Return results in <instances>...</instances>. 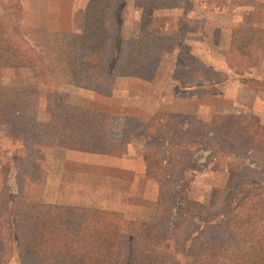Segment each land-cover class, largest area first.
Masks as SVG:
<instances>
[{"label": "crops", "instance_id": "crops-1", "mask_svg": "<svg viewBox=\"0 0 264 264\" xmlns=\"http://www.w3.org/2000/svg\"><path fill=\"white\" fill-rule=\"evenodd\" d=\"M90 1L29 0L31 10L42 13L39 16L40 20L34 21L32 19L29 29L44 37L48 33L50 39H46L45 42L49 45L52 43L57 48L64 47V45L69 46L71 51L68 57L69 69L74 79L72 80L73 83L66 84L65 81L61 80L60 84L57 85L72 92V95L65 98L61 97L60 89L43 87L44 95L39 98L36 96V114L33 119L35 122L45 124L50 119L54 103L64 102L81 105L77 102V98L81 94L87 98H93L95 100H90V104L86 102L88 105L85 107L106 115L103 139L100 141L103 146L95 151L34 146L27 144L24 135L15 133L8 124H0V142L8 141L9 144L3 149L8 150L9 156L13 154V151L22 155L29 153V163L26 162L28 164L25 165L26 167L29 166V169H25V171L29 170V188H36V190L40 188L42 194L47 196L46 202L60 206H73V209H80L85 212L95 211L102 214H138L142 211L145 213V218L153 222L158 220V217L160 218L158 215L161 211L160 198L163 195L159 192V187L167 176H163L156 169V158L161 159V166L164 168L171 166L172 162L166 157L171 154L176 156L172 143L178 140V129L171 125L174 118L172 115L178 113V115L185 116L186 119L179 126V130L184 132L187 140L194 139L195 133L191 124H210L215 117L226 113H231L234 116L252 113L264 124V119L259 117V112H257L260 106L264 108V92L249 88L253 87L252 85L249 86V81L255 77L257 70L249 59L250 54L240 55L247 67L245 70L235 71L228 65L227 57L230 54L233 39H226V24L221 21L212 26L216 28L214 30L217 32L212 40L208 39L206 34L204 35V32L208 31L211 26L210 23L205 22L201 24L203 27H201L199 36L186 37L185 41H178L179 45L174 46V50L169 54L171 63L165 69L166 73L163 72L161 66L157 65L158 69L155 71L156 68L151 65L149 73L143 78L117 76L107 95L82 88L73 61V35L83 32ZM178 4L179 0H176L175 5L171 7L153 8L141 6V0H121L119 29L125 27L123 12L128 6H131L132 11L137 15L142 11L153 14L171 13L178 9ZM197 8L199 12L200 10L201 12L208 11L205 3L197 5ZM217 9V13H221L220 6ZM0 15L2 14L0 13ZM220 17L218 15V18ZM8 25L11 33L17 37L16 35L20 32L18 25L11 23V21H8ZM155 25L156 23L152 26L151 24L142 26L143 33L138 30L141 27L139 26L137 31L121 36L124 39H154L156 49H159L157 46L160 44L161 36L157 31L161 30V26L157 30ZM151 28L154 29L150 31ZM23 38V43L27 44L31 41L30 39L28 41L26 37ZM183 42H185V52L180 49ZM210 44L217 47V58L212 57V62L209 59ZM31 46L29 42V48L33 50ZM38 49V51H34L41 62L37 68L33 69H39L44 60L46 61L43 67L44 71L48 70L50 75L56 74L57 77L60 74L64 76L65 52L59 50L60 54L58 52L53 53L54 58H52L45 51H41L40 44ZM158 58L159 55L156 51L153 61L158 60ZM252 60L258 61L257 63L261 64L259 68L264 70V62ZM187 61H198V67L188 65ZM235 68H237L236 65ZM19 70H23V68L4 67L0 68V74H11L12 72L16 74ZM24 70L28 72L31 69L26 68ZM163 73L170 79L168 87H166L167 83H164L160 78L163 77ZM211 76H216L217 79ZM9 84L10 86L5 88L12 92L17 83ZM242 94H249L251 97L250 104L246 107L240 100ZM118 99H120L119 104L116 103ZM211 110L214 112L210 114ZM163 112L164 114H162ZM213 113L218 115L212 117ZM153 121L168 126L166 138L163 139L161 138L163 136L155 133ZM173 168L175 167L173 166ZM19 170V165L11 167L9 169L10 179ZM218 174H223V172ZM49 197L51 199H48ZM171 211L169 218L168 216L165 218L166 222L174 214L172 209Z\"/></svg>", "mask_w": 264, "mask_h": 264}, {"label": "trees", "instance_id": "trees-1", "mask_svg": "<svg viewBox=\"0 0 264 264\" xmlns=\"http://www.w3.org/2000/svg\"><path fill=\"white\" fill-rule=\"evenodd\" d=\"M119 2L121 0H91L83 32L73 35V61L81 87L102 95L109 93L117 76L146 77L157 50L154 39H124L119 34ZM175 2L176 0H141V6L167 8L175 5ZM255 3L256 11L252 18L256 26L251 29L250 47L253 51H259V58L264 61V5ZM6 18L0 15V68H31L39 65L36 52L30 48L28 52L22 39L11 33ZM35 100L36 95L30 90L28 94H22L0 89V124L10 125L15 133L24 135L25 141L34 146L83 151H95L103 146L100 141L103 139L105 113L81 105L56 102L52 106L48 122L38 123L33 119L36 114ZM241 118L243 116L222 115L215 117L210 124L201 125L211 129H226L234 123L231 119H236V123H239ZM184 119L185 116L178 115L172 119L171 125L179 127ZM251 121L253 122L240 123L234 131L238 133L237 138L242 141L244 148L262 152L264 124L259 119ZM226 123L228 126L223 125ZM153 127L157 135L166 138L168 126L153 121ZM169 157L171 166L164 168L161 166V159L156 158V169L163 176L173 170L176 162L173 154ZM231 178H234L233 174ZM175 193L160 198L159 216L169 218L176 201ZM223 193V189L214 188V199L206 204V208L197 201L189 198L185 200L188 210L197 205L202 210L208 208V211L199 218L204 226L201 225L198 230V237L192 241L189 239L188 242L176 241L175 245L181 249L182 259H176L170 253L163 256L159 249L161 241L173 244L180 237V231L176 232V229L182 227L179 220L183 219L185 207H175V216H172L171 221L167 219L170 222V233L161 236L152 230H131L129 248L123 256L124 264H136V261L140 264H264V193L251 197L252 189L242 185L236 186L232 193L221 198ZM188 218L190 221L195 219L193 216ZM6 225L13 232H8L10 237L7 238L14 241L15 235L14 242L22 250L19 225L12 220L8 211L3 215L1 210L0 250L6 237L3 230ZM26 226L23 246L35 264H115L120 260L117 251L119 233L114 229L77 223L63 224L46 219H29L24 229ZM204 228L219 232V237L199 239L204 234Z\"/></svg>", "mask_w": 264, "mask_h": 264}, {"label": "rangeland", "instance_id": "rangeland-1", "mask_svg": "<svg viewBox=\"0 0 264 264\" xmlns=\"http://www.w3.org/2000/svg\"><path fill=\"white\" fill-rule=\"evenodd\" d=\"M255 2L264 5V0H179L178 9L171 13L159 12L153 14L142 11L137 15L132 11V7L128 6L123 12L125 27L119 29V34H124L126 36L129 33L137 31L139 26H141V29L138 28V30H141L143 33L142 28L144 25L147 26L148 24L152 26L156 23L155 29L157 30H159L158 27L161 26L162 31H157L161 36L160 44L157 46L159 49L156 50L159 58L152 62V67H155L156 71L158 69L157 65H159L163 68V72H165V69L170 66L171 60L169 59V54L174 50V46H178L179 42L185 41L186 37L199 36L201 27H203L201 24L205 22L210 23L211 26L209 25V30L206 31L207 33L204 32V35L206 34L208 39L212 40L213 37L217 35V32L214 30L216 28L212 26L220 21L224 22L226 24V39H233V43L231 42L230 46V54L227 57L228 65L232 70L235 69V71L245 70L247 67L245 63H243L240 55L250 54L251 57L249 56V59L253 62V66H255L257 70L255 72V77L249 81V86L252 85L253 87L249 88L264 92V70L259 68L261 64L257 63L258 61L252 60H260L259 51H253L251 49L250 39H248L251 34L250 30L252 27L256 26L252 18V14L256 11L254 8L252 9ZM201 3L206 4V8H208L207 10L210 13L208 11H198L197 5ZM218 6L221 8V13H217ZM0 13L4 15V17H7L6 21H11V23L18 25L20 32L16 36L21 37V39L24 36L23 39L26 37L28 41L30 39L31 41L29 42L33 50L38 51L40 44L41 51H45L49 57L54 58L53 53L56 54V52H58L60 54L61 50L66 54V59L63 61L65 67L64 76L60 74L57 77L56 74L50 75L48 70L44 71L43 67L46 61L42 59V66L40 65L41 67L39 69H33L37 68V64L35 67L29 68L31 70L28 72L24 70L26 69L25 67H21L23 70H19L16 74L15 72L11 74L1 73L0 89L8 90L5 87H9V83L13 85L17 83L18 86L16 85V88L13 89L12 92L22 94L25 92V94H28L30 90L37 98L44 95L42 92L43 87L60 89L62 98L72 95L71 91L64 90V87L57 86L60 84L61 80L65 81L66 84L73 83L72 80H74L69 69L68 57L71 53L69 46L64 45V47L57 48V46L52 45V43L49 45L45 42L46 39H50L48 33H46V37H44L43 35L33 33V30L29 29V24L33 21L32 19H34V21L40 20L39 16H41L42 13L32 11L29 6V0H0ZM218 15L221 17L218 18ZM153 29L154 28H151L150 31ZM235 39H237V41H235ZM40 41L42 43H39ZM29 42L27 44L22 43L24 47L28 49V52ZM184 45L185 42L182 43V48H180L183 52L186 50ZM216 50L217 47L210 44V62H212V57H214V59L217 58ZM187 62L188 65H192L195 68L198 67L197 64H199L198 61ZM235 65L237 68H235ZM165 73H163V77L160 78L164 83H167L166 87H168L170 79L165 76ZM211 77L217 79L216 76ZM157 78H159V76H157ZM11 80L12 82H10ZM21 84L22 86H19ZM28 85L29 87H27ZM77 100L79 104L85 106L88 105L86 102L90 104V100L95 99L87 98L81 94ZM240 100L246 107L250 104L249 101H251V97L249 94H242ZM116 103L119 104L120 99H118ZM230 104L232 105V103ZM212 112H214V110H211L209 113L211 114ZM257 112H259V117L264 119V108L262 106L258 108ZM162 114H164V112ZM177 115L178 113H174L172 117L176 118ZM214 115L218 114L213 113L212 117ZM224 115L233 114L226 113ZM240 116H243V118L239 119V123H236V119H231L234 122L231 127L228 126V123L223 124L229 127L226 129H220L219 127L211 129L201 124H191V128L196 135V138L194 136L192 140H187L184 132H181L179 127H177L178 140L172 143V148H174L176 153L175 168L166 176L165 181L162 182L159 187V192H161V195H165L164 197H169V193L174 194V191H179L178 194L175 193L176 201L174 199L175 204L172 205L174 216L175 207H185V200L188 198L204 204L206 208V204L208 205L209 201L214 199V188L224 190L221 198L232 193L236 186L241 185L247 187L249 190L252 189L251 197H255V195L261 192L264 193V151L253 152L248 148H244L242 141L237 138L238 133L234 131V128L236 126L238 127L240 123H251L253 122L251 120L259 118L255 117V114L252 113H242ZM224 120L227 121V119ZM256 122L257 121H255V123ZM178 124L179 122L176 125L178 126ZM201 136L207 137L201 138ZM8 144L6 140L0 142V210L3 215L8 211L12 220L19 225L18 234H21L22 237L20 246L22 250H19L16 246V242H14L16 241L14 239L15 235H13L14 241L7 238L10 237L8 232H12V228L7 225L4 226L3 230L6 237L0 250V264H35L34 261L29 258V255H27L23 246V242H25L23 240V235H26L27 229V226L25 229L24 226L29 222V219H46L63 224L77 223L90 227L108 228L118 231L117 251L119 252L120 260L115 262V264H124L125 262L123 256L127 254L129 248V235L131 230H152L158 234L160 233L161 236L170 233L168 228L169 223L164 219L166 216H160V218H157L158 220L151 222L152 220H147L145 218V213H142V211L141 213L138 212V214H102L96 213L95 211L85 212L84 210L73 209V206H60L46 202L45 199H47V196L42 194L40 188L38 190H36V188H29V170L25 171V169H29V166H25L29 163V153L28 155H22L13 151V154L9 156V154H7L8 150L3 149V147H6ZM27 144L29 143L27 142ZM166 158L170 159V157ZM26 162L28 163L26 164ZM14 165H19L20 170L14 173L12 179H10L11 173H9V169ZM221 172H223V174L219 175L218 173ZM232 174L234 178H231ZM48 199L51 198L49 197ZM165 200L170 204L169 200ZM206 211H208V208L202 210L197 207V205L189 207L188 210L186 205L184 214L182 215L183 219L180 218L179 220L182 223V227L176 229V232L180 231V237L179 239L174 238L173 244H167L166 241H161L159 244V249L162 252L161 255L165 256L170 253L171 256L176 259H182L181 249L176 246L175 243L177 240L180 242L184 240L188 242L189 239L192 241L195 237H198V230L201 229V225L204 226L199 218H202ZM146 215L149 214L146 213ZM190 216H193L195 219L190 221L188 218ZM171 220L172 217L170 221ZM203 231L204 234H202V238L199 236V239L211 240L219 237V232L217 231L212 232L207 228H204ZM135 263L140 264L138 261Z\"/></svg>", "mask_w": 264, "mask_h": 264}]
</instances>
